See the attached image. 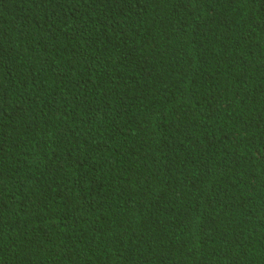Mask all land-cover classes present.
<instances>
[{"label": "trees", "instance_id": "trees-1", "mask_svg": "<svg viewBox=\"0 0 264 264\" xmlns=\"http://www.w3.org/2000/svg\"><path fill=\"white\" fill-rule=\"evenodd\" d=\"M0 264H264V0H0Z\"/></svg>", "mask_w": 264, "mask_h": 264}]
</instances>
